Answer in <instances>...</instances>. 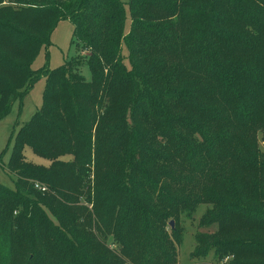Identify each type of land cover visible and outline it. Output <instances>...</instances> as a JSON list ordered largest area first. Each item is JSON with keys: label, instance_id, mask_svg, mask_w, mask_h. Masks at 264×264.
I'll return each mask as SVG.
<instances>
[{"label": "trees", "instance_id": "1", "mask_svg": "<svg viewBox=\"0 0 264 264\" xmlns=\"http://www.w3.org/2000/svg\"><path fill=\"white\" fill-rule=\"evenodd\" d=\"M126 7L128 30L121 0H0V118L45 79L0 187V264H176L200 204L190 261L264 264V0ZM62 21L87 55L31 70Z\"/></svg>", "mask_w": 264, "mask_h": 264}, {"label": "rangeland", "instance_id": "2", "mask_svg": "<svg viewBox=\"0 0 264 264\" xmlns=\"http://www.w3.org/2000/svg\"><path fill=\"white\" fill-rule=\"evenodd\" d=\"M125 4L126 24L125 29L129 28V15L126 7V0H121ZM73 26L68 21H62L54 28L50 35V45L44 49L42 47L37 53L34 60L31 62L30 68L33 71L46 68L52 70L63 65L66 61L75 58H82L87 55L86 52H79L73 47ZM124 52V50H123ZM85 80L90 79V74L87 66H82L80 69ZM45 87V79L39 78L31 88L23 95L22 98L17 99L11 106L9 113L0 118V187L14 190V177L7 171V163L10 158L11 150L14 144L15 136L18 130L25 125L33 116V114L40 108L42 104V95ZM256 142L260 152L264 153V142L260 132H257ZM25 160L34 164L47 165V160L33 154L28 147L23 151ZM68 158V157H67ZM91 181L93 176H90ZM92 185V184H91ZM88 209L92 208L91 204L85 203ZM209 205L200 204L195 212L190 217L180 218L178 229H183L182 241L180 244H174L177 251L176 264H195L190 261L189 253L192 251L194 245V235L197 231H203L198 227V221L201 215L205 212ZM171 222V221H170ZM169 222V223H170ZM173 225L174 221L172 220ZM169 227V226H168ZM167 227V230H168ZM169 234V233H168ZM170 237V236H169ZM114 251L121 255L120 245L110 235L105 241L104 250ZM106 256L104 264H111L112 260L108 258L110 254L105 253ZM111 258V257H110ZM128 261V260H127ZM129 262V261H128ZM126 264H132V263ZM208 263H211L208 258Z\"/></svg>", "mask_w": 264, "mask_h": 264}, {"label": "built area", "instance_id": "3", "mask_svg": "<svg viewBox=\"0 0 264 264\" xmlns=\"http://www.w3.org/2000/svg\"><path fill=\"white\" fill-rule=\"evenodd\" d=\"M34 187L36 188V189H38L39 191H41V192H44L45 191V188L44 187H41V186H39V185H34ZM226 260V259H225Z\"/></svg>", "mask_w": 264, "mask_h": 264}, {"label": "water", "instance_id": "4", "mask_svg": "<svg viewBox=\"0 0 264 264\" xmlns=\"http://www.w3.org/2000/svg\"><path fill=\"white\" fill-rule=\"evenodd\" d=\"M169 225H170L171 227H173V222L171 221V222L169 223Z\"/></svg>", "mask_w": 264, "mask_h": 264}]
</instances>
